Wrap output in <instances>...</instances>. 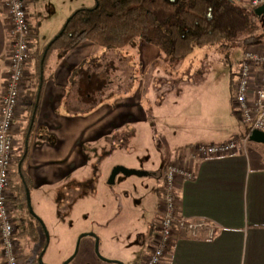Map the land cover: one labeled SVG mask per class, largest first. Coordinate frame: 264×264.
I'll list each match as a JSON object with an SVG mask.
<instances>
[{
    "label": "crops",
    "instance_id": "crops-1",
    "mask_svg": "<svg viewBox=\"0 0 264 264\" xmlns=\"http://www.w3.org/2000/svg\"><path fill=\"white\" fill-rule=\"evenodd\" d=\"M37 1L29 0L27 6L35 27L34 58L14 124V173L29 92L38 83L37 59L49 41L41 40L38 20L33 19V12L36 16L40 12ZM50 8L48 4L45 10ZM71 14L66 12L58 32ZM14 41L10 19L0 0V102L7 89ZM124 49L127 52L85 42L62 57L58 51L50 55L25 162L34 190L32 198L38 206L36 215L47 230L45 218L52 219L57 214L61 219V215L69 214L74 192L72 175H86L96 151L94 148L93 154L86 153V145L97 146L118 132H139L147 126L159 144L162 139L173 144L170 161L188 165L196 172V178L179 183V214L189 220L206 221L215 229L213 235L209 227L196 235L185 229L176 232L164 264H264V144L250 141L247 149L235 154L198 162L188 160L189 148L200 142L220 143L245 134L247 126L233 110V82L213 86L190 81L193 64L165 61L160 48L144 41ZM174 104L180 109L169 110ZM14 173L13 182H17ZM161 177L156 176L161 179L157 187L158 210L164 194L165 177ZM14 192L10 204L20 234L17 237L22 264L30 261L26 243L39 253L40 262L48 249V231L45 233L39 226L35 233L25 229L32 222L27 220L26 209ZM154 233L153 230L152 237ZM148 254L134 264H144ZM0 264H4L1 241Z\"/></svg>",
    "mask_w": 264,
    "mask_h": 264
},
{
    "label": "rangeland",
    "instance_id": "rangeland-1",
    "mask_svg": "<svg viewBox=\"0 0 264 264\" xmlns=\"http://www.w3.org/2000/svg\"><path fill=\"white\" fill-rule=\"evenodd\" d=\"M48 4H51L52 8L46 11ZM244 4L247 5L239 3ZM94 5L95 0H38L36 7L40 12L36 16L34 11L33 19L38 20L41 40H49L47 46L55 38L57 26L67 11L73 13L79 8ZM250 10L256 13L255 7H250ZM32 28L34 34V25ZM119 50L127 52V49ZM244 53L245 46L241 40L232 45L223 42L197 47L194 53L184 60L195 68L190 81L196 80L197 83L213 86L231 82L234 84ZM161 54L164 55L162 51ZM162 59L167 60L166 57ZM173 109L179 110L180 107L174 104L169 110ZM237 138L244 139L245 136ZM172 145L165 139L159 144L147 126H142L139 132H118L97 146L86 145V153L93 154L94 148L96 151L90 161L88 173L83 176H77L79 173L72 175L70 182L74 192L69 214L61 215V219L57 214L52 219L45 218L49 243L44 263H139L149 253L148 244L152 240V231L155 230L161 214L157 209V187L163 178H156L155 173L163 172L165 177L170 164H180L178 161H170L173 154ZM246 147L248 142L242 150L247 149ZM261 150L264 151V148ZM117 166L149 172L150 175L126 177L120 173L115 182L111 183L112 172ZM32 192L34 190L31 187L32 210H25L28 215L38 210ZM24 247L30 255L28 263L34 264L39 253L35 252L29 243Z\"/></svg>",
    "mask_w": 264,
    "mask_h": 264
},
{
    "label": "trees",
    "instance_id": "trees-1",
    "mask_svg": "<svg viewBox=\"0 0 264 264\" xmlns=\"http://www.w3.org/2000/svg\"><path fill=\"white\" fill-rule=\"evenodd\" d=\"M250 7L253 6L231 0H95L94 6L75 10L37 59L38 83L29 92L22 144L15 164L17 182L12 181L11 186L20 204L31 208V182L25 162L41 105L45 66L52 52L58 51L62 57L85 42L119 50L140 40L160 48L168 61L182 62L197 47L223 42L232 45L241 40L246 50L264 43V14L252 13ZM251 132L247 127L243 136H250ZM27 220L33 224L25 229L35 233L39 226L47 232L35 213H30ZM39 263L37 260L34 264Z\"/></svg>",
    "mask_w": 264,
    "mask_h": 264
},
{
    "label": "built area",
    "instance_id": "built-area-1",
    "mask_svg": "<svg viewBox=\"0 0 264 264\" xmlns=\"http://www.w3.org/2000/svg\"><path fill=\"white\" fill-rule=\"evenodd\" d=\"M253 7L264 4V0H231ZM15 34L10 57L7 89L0 102V241L4 264H22L21 252L16 237V217L10 199L15 163L14 124L17 110L27 79L28 67L33 60V24L27 7V0H3ZM233 110L240 121L252 130L264 131V43L245 50L241 68L233 85ZM250 140L232 138L220 143L200 142L188 150L189 162H198L213 157H222L241 151ZM196 178L194 169L185 164H170L164 182L161 214L155 233L149 244L150 252L144 264H164L174 235L179 230H187L196 235L200 229L214 227L203 220H189L179 214V183Z\"/></svg>",
    "mask_w": 264,
    "mask_h": 264
},
{
    "label": "water",
    "instance_id": "water-1",
    "mask_svg": "<svg viewBox=\"0 0 264 264\" xmlns=\"http://www.w3.org/2000/svg\"><path fill=\"white\" fill-rule=\"evenodd\" d=\"M255 11H256V14L263 15L264 14V4L261 6H258ZM250 141L264 144V131H261L258 129L252 130V132L250 134ZM120 173H123L125 176H132V175H141L142 176V175L146 174V172H141V171L126 168L123 166H117L114 168V170L112 172L110 182L114 183L116 180V176ZM31 210H32V208H31ZM40 264H44L42 257L40 259ZM120 264H124V263L121 262Z\"/></svg>",
    "mask_w": 264,
    "mask_h": 264
},
{
    "label": "flooded vegetation",
    "instance_id": "flooded-vegetation-1",
    "mask_svg": "<svg viewBox=\"0 0 264 264\" xmlns=\"http://www.w3.org/2000/svg\"><path fill=\"white\" fill-rule=\"evenodd\" d=\"M155 175L158 176V178H160L161 176H163V172H156ZM156 176H155V177H156ZM116 177H117V176H116ZM164 182H165V179H164ZM161 203H162V201H161ZM120 263H121V261L116 262V264H120ZM122 263L125 264V262H122Z\"/></svg>",
    "mask_w": 264,
    "mask_h": 264
}]
</instances>
